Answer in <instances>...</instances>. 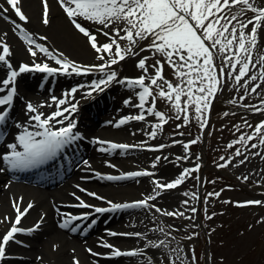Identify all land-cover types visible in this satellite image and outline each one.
I'll return each mask as SVG.
<instances>
[{"label": "snow or ice", "instance_id": "6c2138e0", "mask_svg": "<svg viewBox=\"0 0 264 264\" xmlns=\"http://www.w3.org/2000/svg\"><path fill=\"white\" fill-rule=\"evenodd\" d=\"M5 3L20 21L28 22V17L22 10V0H5ZM41 3L42 23L47 26L50 23L49 0H41ZM57 3L73 27L88 39L91 48L98 54L97 59L105 61V63L81 66L65 58L63 53H59L58 56L53 55L47 47L37 44L32 35L26 33L20 23L12 21L14 31L19 30L21 33H25L21 38L29 45H34V47L27 48L30 56L36 57V49H38L39 52L55 60V63L60 65V68L49 67L47 63H33L31 66L21 64L18 70L13 69L8 59L12 55L11 50L3 38L0 37V64L6 66L9 70L7 78L0 81V85H2L0 92H4L7 89L6 95H0V107L7 106L4 107L3 111H0V125L5 124L9 117V109L13 104V97L17 91L15 81L21 73L36 71L52 75L61 71L68 73V70L71 69L72 72L79 75L88 74L96 68L103 72L105 68L111 69L112 65L118 64L120 61L125 60L126 57L138 55L137 49L139 51H150L153 56L158 54L163 58V61L157 59L154 64L148 65L149 57L139 59L136 66L142 70L143 74L134 79H118L116 71H108L102 79L92 82L91 90L87 95L90 96L92 91H103L102 85L107 87L114 82L126 85L130 89H140V91L136 92L139 103L132 106L144 109L145 104L149 103V98H151L150 106L147 107L146 112L160 121V123L153 125L154 130L149 133L151 137L157 135L155 129L161 128L163 124L168 122V117L164 112L155 110L157 98L169 102L176 113L175 119L180 120L182 118L186 124L190 119L189 109H194L195 113L198 114L196 119H201L204 112L210 108L211 100L222 90L225 77L234 82L233 87H235L236 91L244 89L248 95L254 93L259 95L257 90L264 83V55L259 56V59L254 62L252 52L259 47L258 30H264V6H258L256 0H57ZM8 11L9 8L0 4V17L9 19L5 16ZM249 11L253 15L246 20L242 19V17L247 16ZM80 21L99 25L98 31L107 37L109 42L99 44L96 35L83 26ZM249 26L251 27L249 28ZM105 29H111V32L105 31ZM3 35L6 36L7 33ZM40 39L46 40L47 38L40 37ZM120 41H127V45L122 47ZM141 41L149 42L147 48L140 47ZM165 65L172 69L177 83L173 84L166 78L164 74ZM149 68L153 70L154 75L149 74ZM253 69H257L258 74H250ZM256 81H261L262 83H252ZM10 85L11 87H9ZM76 91V88L71 90L72 93ZM245 98V96L240 97L241 100ZM52 100L56 103L58 110L47 116L42 112H38V109L33 104H27V112L32 113L30 121L35 122L31 124V128L34 130L29 131L25 127L23 132L17 135L16 143L7 145L9 151L3 155L2 159L10 170L25 171L38 168L54 160L67 146L82 138L78 132L73 131L76 124L70 119L71 112L76 111V105L72 104L70 107L60 109L61 105L66 104V100H57L55 96L52 97ZM229 102L237 103L235 99ZM124 103L125 105H131V100H125ZM261 104L264 105V98L261 99ZM48 106L51 107V105ZM242 106L250 108L253 112L264 113V107L256 105ZM65 113H69V115H65ZM181 113H184L183 117H181ZM224 115L227 116L229 113L226 112ZM131 119L145 121L146 116L141 113L132 116ZM65 121H67L66 124ZM125 123H127V118L121 119L115 127H120ZM205 123H201V127H204ZM245 124L252 129L255 136L242 134L238 140L228 145L229 148H232L234 144L251 141L256 137L259 138L260 144L264 145V121L255 126L248 124L247 121H245ZM56 125L64 126L56 127ZM17 126L21 127L20 125ZM182 126L178 124L177 128ZM180 135H183V133H180ZM2 138L0 136V139ZM196 142V140H192L189 143L195 144ZM97 143L108 145V147H101L99 149L101 152L115 149L127 150L134 147L129 144L100 140ZM174 143L177 142L174 141ZM189 143L183 144L186 152L189 148ZM163 147L164 145H160V148ZM257 147L256 143L251 144L252 149ZM18 148L23 150L20 151ZM241 155L243 153L237 148L235 156L239 157ZM255 155H260V153L257 152ZM187 158V156L184 157V159ZM156 159L159 161L161 158L157 157ZM164 159H167V157H164ZM220 159L225 160L224 157ZM247 159L248 157L245 156L239 163L244 164ZM83 163L88 166V161H83ZM230 163V160L225 161V163L219 164L218 167L224 168ZM155 166L154 163L152 167ZM198 170L199 164L195 168L184 169L180 176L172 182L161 183L153 181L155 185L153 188L154 195H149L142 200L124 204L109 201L108 203L111 205L109 208L95 207L85 203L77 196L76 199L79 203L75 207L91 208L97 214L115 212L118 209L150 208L153 206L149 204V201L154 200L164 190L177 188L190 173ZM96 175L99 176V173ZM127 175L141 177L152 176L153 173L137 171ZM106 178L109 180H120L122 177L108 176ZM243 179L247 180L248 177ZM77 187L79 188L78 185ZM80 190L86 192V189ZM87 194L97 199H103L96 196L95 193ZM185 195L187 196L188 193H185ZM192 195L195 197L196 194L193 193ZM208 195L219 196V193H209ZM22 199L19 198V200H14L12 203L16 213L14 220H10L7 216L0 219V224H10V227L0 236V261L5 259L6 249L10 243H19V241L15 240L17 233L34 232L39 229L44 220L42 215L31 229L20 227L23 218L34 207V204L29 202L22 209ZM225 203H229V201H225ZM262 203L264 202L259 200L246 201L237 203L236 206L244 207L261 205ZM183 204L187 205L188 201H183ZM155 211L162 212L159 208H156ZM191 211L195 212L196 209L192 208ZM91 214L84 213L79 216L61 214L62 222L59 227L68 229L74 221L87 220ZM162 214L166 216H184V212L179 211H164ZM208 218L211 219L212 217L209 216ZM95 223L96 220H92L88 227H92ZM79 227L80 225H76L71 228V231L75 232ZM158 231L161 233L165 232L163 227L159 228ZM109 235L130 234L110 232ZM133 235L141 237L142 234L135 233ZM165 235L167 234L165 233ZM192 238L189 237V239ZM148 244L153 248L167 247L166 240L149 241ZM101 246L110 249L111 255L115 257H134L142 254L141 250L121 251L110 243H103ZM87 251L92 256L100 255L93 252L92 249H87ZM172 251L177 255L176 260H172L169 257L170 264H176L177 260L180 261V264H183V258L180 255L183 249H172ZM191 251L193 252L191 256L192 264H195L197 258L194 255V249ZM73 264H80V262L74 257ZM148 264H152L150 258Z\"/></svg>", "mask_w": 264, "mask_h": 264}, {"label": "rangeland", "instance_id": "374dc122", "mask_svg": "<svg viewBox=\"0 0 264 264\" xmlns=\"http://www.w3.org/2000/svg\"><path fill=\"white\" fill-rule=\"evenodd\" d=\"M256 2L258 6H264V0H256ZM252 15L253 13L249 11L247 16L242 17V19L246 20ZM250 27L251 26H249V28ZM258 32L259 47L252 52L254 62L259 59V56L264 55V40L261 38V30H258ZM148 43V41H141L140 47L147 48ZM120 44L124 47L127 45V41H120ZM137 51L139 52L138 55L130 56L132 63L136 65L139 59L143 57H149L147 61L148 65L154 64L157 59L163 61V58L158 54L153 56L150 51H139V49H137ZM126 60H129V57ZM111 68L112 70L107 68V72L116 71L113 65ZM138 70L142 73V70ZM149 74L154 75L151 68H149ZM164 74L173 84L177 83L172 69L167 65H165ZM250 74H258L257 69H253ZM245 79H247V77H245ZM233 83L231 79L225 77L222 90L211 100L210 108L204 112L201 119H196L198 114L195 113L194 109H189L190 119L186 124L182 118L180 120L175 119L176 113L171 108L169 102L157 98L155 110L164 112L168 117V122L163 124L161 128L155 129L157 132L155 137H151L149 133L154 130L153 125L160 123V121L155 116L147 114L148 116L145 120L147 127L145 128L147 131L146 140L148 144L150 143L149 145H151L152 148H157L156 150L153 149L152 158L156 159L160 157V162L176 158L178 156L171 157L169 153L170 150L174 149L181 155L185 153L184 156L179 158L183 159L185 156L188 157L186 159L187 161L183 160L182 162L185 163L186 169L195 168L196 165L199 164V170L190 173V175L185 178L184 182L175 188L179 194H184L186 199L182 197L180 200L183 199L188 201L187 205H189V211H186L180 204L165 203L164 201H159L158 205H152L153 207L144 209L146 213H148L147 211H152L151 227L153 231H155L154 237L150 236V234L144 236L154 242L166 240L167 247H160L155 255L144 253L142 258L133 259L136 262L135 264H148L149 258L152 264H170L169 257H171L172 260H176L177 255L172 249L178 248L183 249V252L180 253L183 258V264H192L191 256L193 252L191 250L193 249L194 255L197 258L195 264H263L264 203L261 205L244 207L236 205L237 203H244L246 201L259 200L264 202V172L260 171L259 166L256 169H247L246 166H244L245 163L240 164L239 161L243 160V155L237 157L235 156V151L238 148L245 154L248 150L252 149L251 144L256 143L260 153L258 158L260 161L263 160L264 163V145L260 144L258 137L251 141L234 144L232 148H229L228 145L238 140L242 134L255 136V133L245 124V121L253 126L264 121V113L253 112L250 108L242 106L256 105L258 107H264V105L261 104V99L264 98V83L261 81L252 82L262 83V87L257 90L259 95L255 93L248 95L245 93L244 89L236 91L235 87H233ZM44 88L48 87L44 86ZM31 93L33 94L34 92ZM37 95H39V97H45L43 93ZM135 96L136 99H138V96ZM241 96H245L246 98L241 100ZM121 98L122 96L120 99ZM233 99H235L237 103L233 104L229 102ZM150 100L151 98H149V103L145 104L146 107L150 106ZM226 112L229 113V115L225 116L224 113ZM180 115L183 117L184 113ZM201 123H205V126L201 127ZM178 124L183 126L177 128ZM180 133H183V135H180ZM192 140H196L197 142L195 144H190L189 142ZM174 141L177 143H174ZM184 143H189L187 152L183 147ZM160 145H164V147L160 148ZM164 157H167V159H164ZM221 157H224L225 160H221ZM229 160L231 163L228 164V166L224 168L218 167L219 164ZM137 162H139V160L135 161L131 159V161L129 160V162L124 164L126 169H128L127 173L125 171L122 172V174L118 173V175L111 174L112 176L122 177L120 180H109L104 177L99 179L96 178V182L107 189L110 187L117 189L120 188L121 185L132 184L131 181L133 182L134 177L128 176L127 174L133 173V170L137 169L139 166ZM150 163H146L148 164L147 166H149ZM103 166L107 167L106 170H113L115 168V165L110 162L109 164L108 162L105 164L103 163ZM118 171L120 172V170ZM203 171L206 176L202 188V223L200 224L199 220L197 221V215L199 214L197 206L199 179ZM156 176L157 172L148 177L155 179ZM179 176L175 175L171 177L167 175L160 177L158 181L168 183L174 181ZM244 177H248V179L244 180ZM148 182L154 188V183L151 181ZM185 193H188V195L186 196ZM193 193L196 194L195 197H193ZM209 193H219V196H209ZM116 194L118 193H113L111 197L117 200L127 198L122 196L118 198ZM139 194H137V196ZM225 201H229V203H225ZM156 208L161 209L162 212H184V216H166L163 215L162 212H156ZM192 208H195L196 211L192 212ZM141 209L142 208L124 209L117 221L123 219L124 221L127 220L130 223L128 226L133 229L132 226H135V224L131 223V218L135 214L140 213L139 210ZM209 216L212 218L209 219ZM113 224H115V222L110 225ZM114 227L129 229L122 224H116ZM161 227L164 228V233L158 231ZM144 228L145 224H143L142 229ZM142 229L140 232L147 234V231H142ZM79 232L80 230L77 233ZM94 233V228L85 231L86 236H92ZM165 233L167 235H165ZM189 237L193 238L189 239ZM176 264H180V261L177 260Z\"/></svg>", "mask_w": 264, "mask_h": 264}, {"label": "bare ground", "instance_id": "6f19581e", "mask_svg": "<svg viewBox=\"0 0 264 264\" xmlns=\"http://www.w3.org/2000/svg\"><path fill=\"white\" fill-rule=\"evenodd\" d=\"M0 4H3L4 7L9 8V11L5 14V16H7L9 19L0 17V37L3 38V40L7 43L11 50L12 55L8 59L12 64L13 69L18 70L21 64H28L31 66L33 63H50V59L48 58V56L39 53H37L36 57L30 56L27 51V48L33 46L29 45L23 39L21 41L17 37L16 32H18V30L14 31V24L12 23V21H15L16 23H18L19 21L21 25H24L26 28V32H29L31 33V35H34V39H39V44L47 47L49 51L53 53V55L58 56L59 53H63L65 58L70 61H74L81 66L100 65L102 63H105V61L97 59L98 54L91 48L88 39L73 27V25L70 23L67 16L57 3V0H49L50 23L47 26L42 23L41 0H22L21 6L22 10L28 17L27 23L20 21L4 0H0ZM80 22L83 24V26L88 28L90 32L96 35L99 44L109 42L108 38L98 31V29L100 28L99 25L85 21ZM105 31L111 32V29H105ZM4 33H7V35L4 36ZM40 37H46L47 39L41 40ZM261 38H263L264 40V30H261ZM130 60L131 59H129V61L127 62L124 61L121 64L125 67V64L129 63ZM130 68L132 71H136L138 69L136 64L132 63V61L130 62ZM3 69L4 71H6L7 67L3 64H0V71H2ZM136 72L139 73V70H137ZM37 76L38 73L27 72L22 74L19 80L16 79L15 84H17L18 81L19 90L21 92L19 95V99H21L22 96H25L27 99H29V101L35 100L36 103L38 102V97H35L31 93H29V88H34V90H36L38 87ZM5 78V73L0 74V81ZM59 80L60 84H65V82H67L69 79L67 76L60 75ZM84 85L88 87L91 85V82H87ZM111 88L112 91H114L112 98L117 97V99H119L118 96L120 95V93L125 91L122 85L118 83H113L111 85ZM36 91L40 92L41 90L38 89ZM86 99L87 97L83 96V100ZM4 107H2L1 109L3 110ZM36 108L38 109V112L43 111L39 107ZM56 108H51L49 111H46V114H50L56 111ZM80 110L81 117L83 118H81L82 126L86 124L84 120L86 111L83 109L82 106H80ZM123 111L126 113L130 112L125 108ZM138 114L139 113H136V115ZM9 115V122L13 132L22 133L25 127H27L29 131L34 130L31 128V124L35 122L30 121V116L32 115V113L27 112L26 100L25 105L22 108L16 103L15 107H13V109L10 111ZM98 116L100 117V115ZM92 121L93 123H95V120ZM139 122L140 123L135 124L133 128L136 130H140V134L142 136H145V132H147L145 128L147 127L145 126V123L143 121ZM66 123L67 122H65V124ZM17 125H20L21 127H18ZM61 126L64 125H56V127ZM84 128L89 133L97 131L98 126H96L95 128L94 124L89 126L85 125ZM100 131L103 133L102 135H104L106 138L120 137L125 139L124 141L128 140L130 142L137 143L135 141L136 137H134L132 134L126 133L124 131V133L122 131H118L120 133L119 134L116 130L110 128L107 124L104 126V129ZM6 142L5 146H0V219L7 216L10 220H14L16 213L12 207V203L14 200H19V198H23L21 202L22 209L26 207L29 202L33 203L34 207L29 211L28 215L23 218L20 227H23L24 229H31L36 224V222L40 220V217L42 215L44 216V220L40 225L39 229L34 232L17 233L15 236V240L19 241V243H10L7 246L6 257L4 260L0 261V264H73L74 257L79 260L80 264H118V262H116V260L114 261V259L111 261L107 259H102L101 256L103 253H105V251L98 247H94L95 242L99 243V245H102L103 243H110L120 250L124 247L130 248L134 245L135 248L145 250L151 255H155L158 252L160 248H153L149 246L148 242L152 240L147 239L144 236H148L150 234V236L154 237L155 235V231H153L151 227L152 214L144 212V209L140 210V213L135 214L131 218V223L135 224L137 232L142 234L141 237H136L133 234L137 232H133L130 238H124L121 237V235L112 236V238H105V236L109 235L108 232L104 231L103 227L104 223L107 221L105 219L106 217L101 218L100 222L97 224L96 235L101 236L99 238H96L97 241H95V236L85 238L83 236L74 235V233L71 232L70 227L68 229L59 227L60 223L62 222L61 214L77 215L93 211V209L91 208L75 207V205L79 203V201L76 199L77 196L80 197V199L83 200L85 203L94 204L93 200L81 196L79 192L80 189H91L94 193L99 192V194H101H98L99 196H105L107 199L108 197L112 198L111 195L113 193H118L116 194V197L118 198H120L121 196L127 197L124 200L138 199L140 198L137 197V194L139 193H144L146 196L154 195L153 187L152 185H150V183L148 182L149 180L147 178H143L140 181L139 186L137 185V183H133L121 185V187L117 189L113 187L107 189L101 184L89 181V178L87 177L89 173H83L81 171L83 168L88 169L91 167H95L99 169L102 168L99 162L104 163L106 161L116 160L114 157H111V155L109 157L106 153L99 151L101 147L100 145H94L89 148L93 161L88 162V166H85L83 163L82 169H80V167L78 168V170L76 169V177L72 179L68 186L59 185L55 188H43V186L41 187L13 182L9 187H7L4 183L5 176L3 171L8 170V166L2 159V149L4 147L7 148V145L9 143H16V138H11ZM173 150L174 149L169 151L171 157H182L185 155V153L181 155L176 150ZM257 152H259V150L256 148L250 149L245 154H243V159L245 158V156L248 157V159L245 161L244 166H246L247 169H256L259 166L260 171L264 172L263 160L260 161L258 155H255V153ZM151 155V152L142 150L141 152L136 154L134 158L135 160L141 161L140 164H143L144 162L148 161ZM112 156H115L117 158L120 165H123L122 163L127 160L126 158H130V156L125 157L119 151L113 152ZM182 160L186 159L183 158ZM179 167L186 169L185 163H177L173 161V158H171L162 162L155 169L157 170V173L159 172L160 177L167 175L173 177L175 176V174H177L176 171ZM77 185L79 187L81 186V188H78ZM89 186L90 188H88ZM182 197H184V194H179L174 189L162 191L159 196H157L154 200H151L150 202L160 200L164 201L165 203L180 204L184 207L186 211H189V205L183 204V201L185 200H180ZM95 204L99 205L101 203ZM105 204L106 202L103 203V205ZM95 217H97V215L91 216V219H94ZM123 224L127 226L130 223L125 221ZM143 224H145L144 229H142ZM9 227L10 224L8 223L0 224V236H2ZM141 229L142 231H147V234H144V232H140ZM118 230L121 231L120 229ZM87 249H92L93 252L99 253L100 255L92 256L87 251ZM119 264L128 263H126V260L123 259L119 261Z\"/></svg>", "mask_w": 264, "mask_h": 264}]
</instances>
